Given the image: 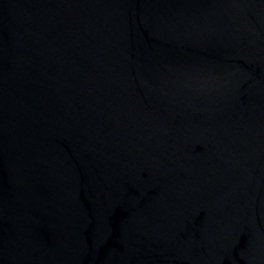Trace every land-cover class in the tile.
Listing matches in <instances>:
<instances>
[{
  "label": "water",
  "instance_id": "water-1",
  "mask_svg": "<svg viewBox=\"0 0 264 264\" xmlns=\"http://www.w3.org/2000/svg\"><path fill=\"white\" fill-rule=\"evenodd\" d=\"M0 264H264V0H0Z\"/></svg>",
  "mask_w": 264,
  "mask_h": 264
}]
</instances>
